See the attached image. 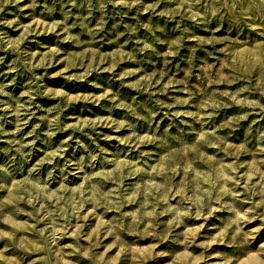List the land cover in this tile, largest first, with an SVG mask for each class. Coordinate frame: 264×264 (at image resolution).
<instances>
[{
    "label": "rangeland",
    "instance_id": "obj_1",
    "mask_svg": "<svg viewBox=\"0 0 264 264\" xmlns=\"http://www.w3.org/2000/svg\"><path fill=\"white\" fill-rule=\"evenodd\" d=\"M0 264H264V0H0Z\"/></svg>",
    "mask_w": 264,
    "mask_h": 264
}]
</instances>
